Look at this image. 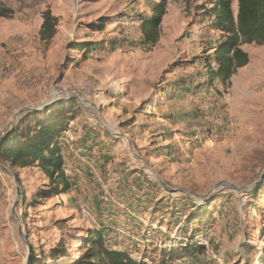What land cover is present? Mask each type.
Segmentation results:
<instances>
[{
    "label": "rangeland",
    "instance_id": "rangeland-1",
    "mask_svg": "<svg viewBox=\"0 0 264 264\" xmlns=\"http://www.w3.org/2000/svg\"><path fill=\"white\" fill-rule=\"evenodd\" d=\"M161 1L0 0L19 14L0 18V138L29 109L68 97L55 93H78L69 129L92 156L58 196L31 167L12 170L17 197L0 169V264H73L93 233L142 264H264V45L242 44L249 63L211 82L222 33L201 13L216 0H165L149 44L141 23ZM47 9L57 35L41 41L37 27L16 52ZM82 43L95 46L84 54ZM190 238L205 252L184 256ZM61 242L66 254L53 258Z\"/></svg>",
    "mask_w": 264,
    "mask_h": 264
},
{
    "label": "trees",
    "instance_id": "trees-1",
    "mask_svg": "<svg viewBox=\"0 0 264 264\" xmlns=\"http://www.w3.org/2000/svg\"><path fill=\"white\" fill-rule=\"evenodd\" d=\"M238 9L235 14L234 0H216L213 7L202 8V20L220 31L222 36L214 48L213 57L207 64L210 68V81L221 78L226 81L232 73L249 63V56L241 49L242 44L264 45V0H237ZM167 11V3L162 0L156 3L152 17L142 20L141 28L145 42H157V30L163 22ZM16 12L6 6L0 8V18L12 20ZM43 24L40 29L41 41H51L58 32L59 18L50 9L42 13ZM104 23L99 25L102 30ZM95 45L82 43L74 48L87 54ZM215 62L216 68L212 69ZM72 98L62 103H52L44 110L31 111L21 117L18 123L0 139V164L14 169L38 167L49 180L50 192L56 196L63 195L74 189L75 182L67 176L66 160L61 146V138L68 131L70 121L77 117ZM91 136V133H87ZM84 137V139L86 138ZM90 154V151L87 150ZM20 183L19 176L16 175ZM256 198L258 190L252 192ZM198 220V218H195ZM90 247L86 254L73 264H142L135 261L128 253L110 249L100 234H91L87 239ZM205 247L194 244L190 238L188 244L181 248L184 256H193L205 252ZM175 249L168 250V255ZM66 254L64 242L59 243L52 252L53 258ZM165 259L160 264H168ZM34 264H39L36 262Z\"/></svg>",
    "mask_w": 264,
    "mask_h": 264
},
{
    "label": "crops",
    "instance_id": "crops-1",
    "mask_svg": "<svg viewBox=\"0 0 264 264\" xmlns=\"http://www.w3.org/2000/svg\"><path fill=\"white\" fill-rule=\"evenodd\" d=\"M9 8L13 9L16 12L15 17H17V15H19L14 7H9ZM54 16H57V15H54ZM35 18H36L35 25H31L30 24L31 26L29 27V32L25 33L26 34L25 35V39H24L25 43H18L16 45V47H15V49L17 50L16 52H18L20 54L23 51L25 53H27L29 43H30V41L32 40V37H33V32L32 31H34L35 34H36V31H35L36 28L39 27L41 29V26L43 24L42 15H40V16L39 15L38 16L35 15ZM1 19H4V18H1ZM5 20H7V19H5ZM18 28L19 29L14 31L16 33V34H14V36H18L17 34L24 35V31H26V30H22L21 29L22 27H18ZM8 38H10V37H8ZM3 57H1V58H3ZM14 58H16V57L14 56ZM86 136H87V133H85V137ZM79 138H80V133L79 134L78 133H74V131L71 130V128L67 132H65L63 134L62 138H61V146H62L63 154H64V157H65V160H66L65 170L67 171V169H68L67 176L69 178H70V175L77 176V174H78V173H76L77 170H74V169H77V166H80L82 164L83 165L84 164L90 165L91 162H92L91 161L92 160L91 154L88 155L87 151L80 150L79 145L77 144ZM71 152L73 153L74 157H72V159L70 160V159L66 158V156L68 157V155H70ZM76 157L78 158L79 161L76 160ZM74 167H76V168H74ZM90 167H92V166H90ZM70 180L72 182H74L73 181L74 179L70 178ZM75 186L77 187L76 184H75Z\"/></svg>",
    "mask_w": 264,
    "mask_h": 264
},
{
    "label": "water",
    "instance_id": "water-1",
    "mask_svg": "<svg viewBox=\"0 0 264 264\" xmlns=\"http://www.w3.org/2000/svg\"><path fill=\"white\" fill-rule=\"evenodd\" d=\"M72 98H74V96H72V97H64V98H61V99L52 100L50 103L44 105L41 109H37V110H38V111H39V110H44V109H46V108H47L50 104H52V103H62V102H66V101H68V100H70V99H72ZM37 110L29 109L28 111L31 112V111H37ZM23 112H24V111H20V112L17 114L16 118H18V115H20V114L23 113ZM1 138H2V137H1ZM1 138H0V139H1ZM130 147L133 149L132 143H130ZM0 169L4 170L6 173H9L10 175H12V176L14 177V179H15V184H16V187H17V197H19V195H20V187H19V182H18V180H17V178H16V174H15L12 170H10L9 168L5 167V166L2 165V164H0ZM158 177L161 179V176H160V175H158ZM14 215H15V213H14Z\"/></svg>",
    "mask_w": 264,
    "mask_h": 264
},
{
    "label": "built area",
    "instance_id": "built-area-1",
    "mask_svg": "<svg viewBox=\"0 0 264 264\" xmlns=\"http://www.w3.org/2000/svg\"><path fill=\"white\" fill-rule=\"evenodd\" d=\"M64 96H78L79 97L78 93H70V94L55 93L53 98H61Z\"/></svg>",
    "mask_w": 264,
    "mask_h": 264
},
{
    "label": "bare ground",
    "instance_id": "bare-ground-1",
    "mask_svg": "<svg viewBox=\"0 0 264 264\" xmlns=\"http://www.w3.org/2000/svg\"><path fill=\"white\" fill-rule=\"evenodd\" d=\"M68 97H72V96H68ZM74 97H78V96H74ZM80 100H83V99H80Z\"/></svg>",
    "mask_w": 264,
    "mask_h": 264
}]
</instances>
